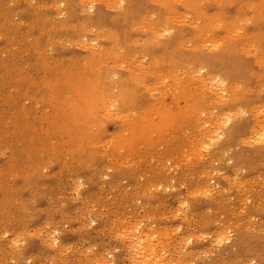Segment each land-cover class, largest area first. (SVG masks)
I'll list each match as a JSON object with an SVG mask.
<instances>
[{"label": "rangeland", "instance_id": "obj_1", "mask_svg": "<svg viewBox=\"0 0 264 264\" xmlns=\"http://www.w3.org/2000/svg\"><path fill=\"white\" fill-rule=\"evenodd\" d=\"M120 1L0 0V264H264V45L230 63L216 55L225 33L231 43L249 35L264 0H203L245 18L219 27L225 38L209 34L222 44L201 50L216 58L206 64L178 52L200 27L194 13L168 15L166 27L142 6L132 22Z\"/></svg>", "mask_w": 264, "mask_h": 264}, {"label": "bare ground", "instance_id": "obj_2", "mask_svg": "<svg viewBox=\"0 0 264 264\" xmlns=\"http://www.w3.org/2000/svg\"><path fill=\"white\" fill-rule=\"evenodd\" d=\"M55 1V0H54ZM113 1V0H112ZM115 1V0H114ZM121 1H123V0H121ZM119 2V4L120 3H122V2ZM128 1V4H127V9H129L130 10V14H129V19L128 20H131L132 22H136L137 21V19L136 18H134V15H135V12L136 11H141V9H142V6H143V8L145 9V10H150L151 9V12L150 13H152L153 15H155L156 17L158 16H160L161 18H163V20H162V23L163 24H165L166 22L168 23V21H167V19H166V16H168V15H171L170 16V20L173 22V20L174 19H172L171 17L172 16H182L181 18H179V17H174L175 18V21H176V18H178L177 20H181V19H183V15H190L191 13H194L195 14V17L196 18H198V20L200 21V25L199 24H197L196 23V27H199V29L198 30H196V32L195 33H193V35H192V37H191V41H190V43H189V49H185V46H184V44H180L179 45V47H178V52H179V56H182L183 54H185V53H191L193 56H195L196 57V59L198 60V61H200L201 63L200 64H202V63H209L210 61H213V60H215V59H212V57L213 56H210L209 54H206L205 52H202L205 48H206V46L208 47L209 46V48L208 49H210L211 51H213L214 50V48L212 49V47L213 46H215L216 44L217 45H220V44H222V43H220V44H218L217 42H215L214 40V38H212L211 39V37L213 36H211L210 38H209V34H211V32L212 31H217L218 33V37H221V38H225V35L226 34H228V36H227V38H230L229 37V35H230V33H228L227 31V33H225V35H223V33H220L221 31H220V29H219V27H221L222 25H225V24H229L228 26H230V24L232 25H234V24H236V25H240V24H243V22H244V20H245V18L243 17V14H241L240 12H238L237 13V17H233L232 19L229 17V16H227L226 14H222V13H220V12H218V11H213L212 9H209L208 7H205L203 4V0H127ZM124 2V1H123ZM13 3V2H12ZM60 3V2H59ZM80 3V2H79ZM82 3V2H81ZM94 3V2H93ZM114 3H117V1L116 2H114ZM87 4V3H86ZM85 4V5H86ZM89 4V3H88ZM32 5V4H31ZM39 5H41V4H39ZM45 5V4H44ZM38 6V5H37ZM46 6V5H45ZM54 6V5H53ZM52 6V7H53ZM88 6H90V5H88ZM13 7V6H12ZM18 7V6H17ZM39 7V6H38ZM43 7V6H42ZM110 7H112V6H110ZM14 9H16V8H14ZM62 9V8H61ZM81 9H83V8H81ZM87 9H88V7H87ZM113 9H115V8H113ZM84 10L86 11V9L84 8ZM82 11V10H81ZM84 11V12H85ZM126 11V10H125ZM16 12V11H15ZM82 13V12H81ZM149 13V14H150ZM146 14V13H145ZM173 14V15H172ZM27 15V14H26ZM146 15H148V14H146ZM152 15V16H153ZM24 17V16H23ZM143 17V16H142ZM142 17H141V19H142ZM144 17H146L145 15H144ZM143 17V18H144ZM186 17V16H185ZM184 17V18H185ZM169 18V17H168ZM226 18H228V19H231V23L228 21L227 22V19ZM252 18H254V23L252 24L253 25V28L248 32L247 31V33L249 34V35H247V36H245L244 38L245 39H241V40H239L237 43H231V42H228L229 40L227 39V38H225L224 39V44L223 45H221V48H223L222 49V53L223 54H221V55H219V54H216L219 58H220V60L221 61H227L228 63H230V62H232V61H234L235 59H236V57L237 56H239L240 54H236L237 52H241V50H244V53L246 52L247 53V51H248V53H250V49H252V48H249V50H247V48L248 47H246V46H250V47H253L254 49H253V51H255V50H258L259 52H261V49H260V46H261V44H263L264 45V32H263V34L261 33V31H260V29L258 28L259 27V25L260 24H262V23H264V14H263V16L262 17H260V18H257L254 14H253V17ZM93 19L94 20H97V18L96 17H94V16H92V19H91V21L93 22ZM145 20V19H144ZM143 20V21H144ZM179 20V21H180ZM197 20V21H198ZM21 21V20H20ZM58 21V20H57ZM179 21H177V22H179ZM123 22V21H122ZM156 26H152V28L153 29H156V28H158V26H161L160 27V29H162L163 30V28H162V23L161 22H159V21H157L156 20ZM144 23V22H143ZM143 23L141 22V24H142V26H144L143 25ZM154 23V22H153ZM199 23V22H198ZM84 25H85V23H83ZM82 24V25H83ZM148 24H149V22H148ZM84 25L82 26V28H84ZM133 25H134V23H133ZM167 24H165V26H166ZM199 25V26H198ZM235 25V26H236ZM257 25H258V27H257ZM139 26V25H138ZM141 26V25H140ZM150 26V25H149ZM191 26V25H190ZM80 27V26H79ZM91 26H89V28H90ZM138 28L137 27V25L135 24L134 26H133V28ZM146 27H148V25L146 26ZM145 27V28H146ZM166 27H168V26H166ZM195 27V28H196ZM223 27V26H222ZM239 27H241V25L239 26ZM17 28V27H16ZM88 28V31L89 30H91V28L89 29ZM93 29L95 28L94 26L92 27ZM133 28L131 29V30H133ZM144 28V27H143ZM170 28V31L172 30V29H174V27L173 26H171V27H169ZM227 29H228V31L230 32V28H228V27H226ZM231 28H234L233 30H231L232 31V35L234 34L233 32H234V30H236L237 28H235L234 26L232 27L231 26ZM242 28V27H241ZM45 29V28H44ZM59 29H61V28H59ZM101 29V28H100ZM103 29H105L104 27H103ZM240 29V28H239ZM84 30H86L87 31V27H86V29L84 28L83 29V31ZM159 30V29H158ZM165 30H167V28L166 29H164V31ZM169 30V29H168ZM226 30V29H225ZM40 31H41V29H40ZM42 31H44V30H42ZM96 31H99V28H98V30H96ZM102 31V30H101ZM92 32H95V31H93L92 30ZM91 32V33H92ZM112 32V31H111ZM111 32H109V35H110V33ZM131 32V31H130ZM144 32V31H143ZM98 33V32H97ZM132 33V32H131ZM166 34L168 33V32H165ZM213 33V32H212ZM99 34H101V33H99ZM99 34H97V35H99ZM113 34V33H112ZM130 33L128 32V35H129ZM215 34V33H214ZM17 35V34H16ZM132 35V34H131ZM156 34H152V35H150V37H148V38H146V39H141L140 41H139V43L140 42H144V43H146L147 42V44H151L152 43V41H154V40H156L155 38L157 37V36H155ZM158 35V34H157ZM231 35V36H232ZM104 36H106V35H104ZM166 36V35H165ZM171 36V35H170ZM205 36H208V37H205ZM234 36V35H233ZM232 36V37H233ZM248 36H249V38H248ZM82 37H83V35H82ZM94 37V36H93ZM135 37V36H134ZM133 37V38H134ZM215 37V36H214ZM247 37V38H246ZM85 38V37H84ZM101 38H103V37H101ZM104 38H106V37H104ZM117 38V37H116ZM141 38V37H140ZM144 38V37H143ZM206 38V40H207V38H209V40L211 39V42L213 41V43L214 44H211L210 45V41L209 40H205L206 41V44H207V42L209 43L208 45H205V41H204V39ZM216 38V40L217 41H219V39L220 38H217V37H215ZM83 39V38H82ZM97 39H98V37H97ZM111 39V38H110ZM231 39V38H230ZM221 40V39H220ZM225 40H227V41H225ZM243 40V41H242ZM81 42H83V41H81ZM93 42H95V40H93ZM49 43V42H48ZM80 43V42H79ZM86 44H88V42H87V40H86V42H85ZM136 43V42H135ZM156 43V41L154 42V45H158V44H155ZM162 43V42H161ZM161 43H159V44H161ZM187 43V44H188ZM5 44V43H4ZM83 44H84V42H83ZM116 44V43H115ZM134 44V43H133ZM186 44V43H185ZM6 45V44H5ZM78 45V44H77ZM89 45H91L92 46V44H89ZM96 45H97V43H96ZM112 45V44H111ZM83 46H85V44L83 45ZM102 46V45H101ZM211 46V47H210ZM82 47V46H81ZM90 47V46H89ZM109 47H112V46H109ZM215 47H217V46H215ZM85 48V47H84ZM106 47H104V49H105ZM112 48H114V46L112 47ZM117 48V47H116ZM172 48H173V46H172ZM171 48V49H172ZM243 48H245V49H243ZM86 49V48H85ZM110 49V48H109ZM89 50H91V49H89ZM97 50V49H96ZM107 50H108V47H107ZM111 50V49H110ZM113 50V49H112ZM202 50V51H201ZM105 51V50H104ZM118 51V50H117ZM217 51H219V50H217ZM252 51V52H253ZM93 53H94V51H92ZM100 51H98V53H99ZM108 52H110V51H108ZM123 52V51H122ZM172 52V51H171ZM236 52V53H235ZM96 54L97 55V57L99 58V56L98 55H101V54ZM105 53V52H104ZM174 53V52H173ZM243 53V52H242ZM108 54H110V53H108ZM107 54V55H108ZM117 54L118 53H115L114 52V55L116 56V58H117ZM123 54V53H122ZM163 54V53H162ZM176 54V53H175ZM119 55L121 56V54L119 53ZM132 55V54H131ZM131 55H129V56H131ZM171 57H172V55L171 54H169ZM168 55V56H169ZM174 55V54H173ZM225 55H227L228 56V59L229 60H227L226 58H225ZM248 54H246V56H247ZM119 56V57H120ZM167 56V57H168ZM170 56L168 57V60L170 59ZM176 56V55H175ZM254 56V55H253ZM41 57L43 58V56L41 55ZM114 57V56H113ZM95 58V57H94ZM101 58V57H100ZM238 58V57H237ZM260 58V57H259ZM258 58V59H259ZM57 59V58H56ZM104 59V58H103ZM181 59H183V58H181ZM43 60H45V59H43ZM101 60V59H100ZM172 60H174V59H172ZM196 60V61H197ZM260 61L261 60H263V59H259ZM53 61V60H52ZM155 61V60H154ZM219 61V60H218ZM46 62V61H45ZM169 62H170V60H169ZM259 62V61H258ZM257 62V65L259 64ZM103 63V62H102ZM101 63V64H102ZM172 63V62H171ZM173 63H176V62H173ZM178 63V62H177ZM176 63V64H177ZM49 64V63H48ZM58 64V63H57ZM57 64H55L56 66H57ZM73 64H74V62H73ZM181 64V63H180ZM184 64H185V62L182 64L183 66H184ZM190 64H193V63H191L190 62ZM254 64V63H253ZM52 65V64H51ZM58 65H60V63L58 64ZM188 65H189V63H188ZM194 65V64H193ZM251 65V64H250ZM50 66V65H49ZM178 66V65H177ZM187 66V65H186ZM196 66V65H195ZM202 66V65H201ZM180 67V66H179ZM192 67V66H191ZM197 67H198V65H197ZM199 67H200V65H199ZM259 67V66H258ZM98 68V67H97ZM193 68V67H192ZM195 68V67H194ZM210 67H208V69H209ZM58 69V68H57ZM99 69V68H98ZM97 69V70H98ZM138 69V68H137ZM199 69V68H198ZM202 69V68H201ZM231 70H232V67L230 68ZM1 70V69H0ZM48 70V69H47ZM92 70V69H91ZM94 70H96V69H94ZM189 70V69H188ZM200 70V69H199ZM236 70H237V68H236ZM85 71V70H84ZM98 71H100V70H98ZM250 70H248V72H249ZM94 72V71H93ZM92 72V73H93ZM136 72V71H135ZM206 72V71H205ZM87 73V72H86ZM107 73V72H106ZM198 73V75H199V77L201 76V80H202V82H203V79H202V75H200V73H199V71L197 72ZM207 73H208V71H207ZM211 73V72H210ZM209 73V74H210ZM252 73V72H251ZM83 74H84V72H83ZM94 74V73H93ZM133 74V73H132ZM212 74V73H211ZM219 74L220 73H218V75H215V76H219ZM233 74V73H232ZM238 74V73H237ZM207 75V74H206ZM205 75V76H206ZM242 75V74H241ZM240 75V76H241ZM245 75V74H244ZM55 76V75H54ZM157 76H159L158 74H157ZM204 76V77H205ZM210 76V77H209ZM214 76V77H215ZM192 77H194V76H192ZM208 79H210L211 81H214V82H217V81H220V76L218 77L219 79L217 80V81H215V79H217V77L214 79V77L213 76H211V75H208ZM54 78V77H53ZM131 78V77H130ZM207 78V77H206ZM206 78H204V81H206L205 79ZM221 78H223L222 76H221ZM69 79V78H68ZM98 79V78H97ZM107 79V78H106ZM192 79V78H191ZM197 79V78H196ZM257 79H259V78H257ZM99 80V79H98ZM198 80H199V78H198ZM225 80V79H224ZM55 81V80H54ZM53 81V83H56V82H54ZM186 81V80H185ZM209 81V80H208ZM226 81V80H225ZM61 82V81H60ZM135 82H136V80H135ZM191 82V81H190ZM198 82V81H197ZM201 82V81H200ZM202 82L200 83L201 85H202ZM65 83H66V81H65ZM99 83V82H98ZM187 83H189V82H187ZM187 83H186V86H187ZM199 83V82H198ZM197 83V84H198ZM208 83V82H207ZM210 83V87L212 86L211 84V82H209ZM208 83V84H209ZM218 83V82H217ZM233 83H237V81H234ZM87 84V83H86ZM123 84V83H122ZM122 84L120 85V86H122ZM181 84V83H180ZM194 84V83H193ZM192 84V85H193ZM206 84V83H205ZM204 84V85H205ZM239 83H237V85H238ZM241 84V83H240ZM56 85H58V83L56 84ZM96 85H97V81H96ZM159 85V84H158ZM194 85H196V84H194ZM193 85V86H194ZM230 85H232L231 83L229 84V86ZM261 85V84H260ZM118 86V85H117ZM183 86H184V84H183ZM185 86V87H186ZM189 86V85H188ZM191 86V85H190ZM192 86V87H193ZM198 86H200L199 84H198ZM203 86V85H202ZM206 86V85H205ZM218 86V85H217ZM228 86V85H227ZM227 86H225V88H227ZM238 86H240V85H238ZM67 87H68V85H67ZM73 87V86H72ZM119 87V86H118ZM117 87V88H118ZM201 87V86H200ZM204 87V86H203ZM249 87H251V86H249ZM75 88V87H74ZM85 88V87H84ZM95 88H99V87H95ZM116 87H115V90L117 89ZM122 89L124 88V87H121ZM120 88V89H121ZM136 88V87H135ZM155 88V87H154ZM194 88V87H193ZM209 88V87H208ZM217 89H219V88H221V87H216ZM230 88V87H229ZM252 88H254V87H252ZM76 89H77V87H76ZM75 89V90H76ZM132 89H134V87H132ZM132 89L130 90V91H128L129 92V94H130V97L128 96V98H129V100H131V101H129L130 102V104L132 103V99H133V97L135 96L136 98H138L139 96L137 95V94H139L138 92V89H137V93L136 94H134L133 95V93L132 92H134V91H132ZM156 89V88H155ZM179 89H181V88H179ZM186 89V88H185ZM188 89V88H187ZM197 89V88H196ZM201 90H204V89H202V88H200ZM205 89H207V86L205 87ZM212 89V88H211ZM215 89V88H214ZM213 89V90H214ZM228 89V88H227ZM80 90H81V88H80ZM110 91H112V89H109ZM129 90V89H128ZM200 90V91H201ZM221 90V89H220ZM223 90V89H222ZM59 91H60V89H59ZM106 91V90H105ZM190 92H193L194 93V91H191V90H189ZM188 91V92H189ZM197 91V90H196ZM207 91V90H206ZM224 91V90H223ZM244 91H245V89H244ZM248 91H250V90H248ZM80 92V91H79ZM78 91H77V93H79ZM81 92H83V91H81ZM84 92H85V90H84ZM118 92H120V91H118ZM186 92H187V90H186ZM199 92V91H198ZM227 92V93H226ZM230 92V91H229ZM251 92V91H250ZM76 93V92H75ZM88 93H90V92H88ZM91 93H93V92H91ZM95 93V92H94ZM93 93V94H94ZM106 93V92H105ZM112 93H114V91H112ZM211 93V92H210ZM214 94H215V92H213ZM225 93L226 94H228V91H225ZM72 94V93H71ZM82 94H85V93H82ZM108 94V93H107ZM122 94H123V91H122ZM124 94H126V91H125V93ZM133 96H132V95ZM181 94V93H180ZM190 93H188V95H189ZM222 94V93H221ZM65 95H67V96H70V94L68 95L67 93L65 94ZM80 95V94H79ZM78 95V96H79ZM86 95V94H85ZM94 95H96V94H94ZM102 95L104 96V94L102 93ZM112 95V94H111ZM194 95V94H193ZM197 95V94H196ZM201 95V94H200ZM230 95V94H229ZM228 95V96H229ZM236 94H233V96H235ZM78 96H75V97H78ZM81 96V95H80ZM101 96V95H100ZM103 96H102V98H103ZM106 96H108V95H106ZM105 96V97H106ZM109 96H110V93H109ZM113 96H115V94H113ZM126 96V97H127ZM192 96V95H191ZM199 96V95H198ZM207 96V95H206ZM216 96H218V95H216ZM232 96V95H231ZM231 96L229 97V98H231ZM245 96V95H244ZM250 96V95H249ZM71 97V96H70ZM74 96H72V98H73ZM111 97V96H110ZM109 97V98H110ZM115 97H118L119 99L121 98V96H120V94H119V96L117 95V96H115ZM125 95H124V100H122V101H125ZM196 96H193V99L195 98ZM205 97V96H204ZM214 97V96H213ZM212 97V98H213ZM219 97V96H218ZM222 97V96H221ZM225 97V96H224ZM224 97H222V98H224ZM236 97V96H235ZM235 97H234V99H235ZM91 98H93V95H92V97ZM95 98V97H94ZM93 98V99H94ZM96 98H98V96H96ZM95 98V99H96ZM132 98V99H131ZM184 98V97H183ZM183 98H180L181 100L183 99ZM189 98V96L187 97V99ZM212 98H209V99H211L212 101H213V99ZM76 100V98H73V100ZM79 99V98H78ZM85 99V98H84ZM94 99V100H95ZM100 99V98H99ZM112 99H114L113 97H111V99L110 100H108V102L109 101H111ZM191 100H192V98H190ZM202 99V101H203V98H201ZM225 99H228L227 98V95H226V98ZM224 99V100H225ZM236 99H238V98H236ZM254 99V98H253ZM252 99V100H253ZM97 100V99H96ZM105 100V99H104ZM128 99L126 98V101H127ZM184 100V99H183ZM182 100V101H183ZM186 100V99H185ZM184 100V101H185ZM190 100V101H191ZM195 100V99H194ZM193 100V101H194ZM200 100V99H199ZM205 100H206V97H205ZM204 100V101H205ZM221 100V99H220ZM219 100V101H220ZM232 100V99H231ZM231 100H229L228 102H230ZM58 101V100H57ZM77 101V100H76ZM98 101H100V100H98ZM125 101V102H126ZM183 101V102H184ZM195 101H197V99L195 100ZM209 101V100H208ZM219 101H217V102H219ZM233 101V100H232ZM107 102V101H106ZM113 102V101H112ZM186 102V101H185ZM216 102V103H217ZM221 102V101H220ZM224 102H226V101H224ZM264 102V101H263ZM99 102H97L96 103V105L98 104ZM104 103V102H103ZM102 103V104H103ZM115 103V102H114ZM118 103V102H117ZM133 103H135V102H133ZM159 103V102H158ZM188 103H189V101H188ZM187 103V104H188ZM191 103H192V101H191ZM198 102H196V104H197ZM201 103H203V102H201ZM222 103V102H221ZM230 103H232V102H230ZM54 104V103H53ZM101 104V105H102ZM108 104V103H107ZM119 104V103H118ZM126 104V106H127V104L129 105V103L127 102V103H125ZM157 104V103H156ZM155 104V105H156ZM182 104H185L186 105V103H182ZM190 104V103H189ZM194 104V103H193ZM208 104V103H207ZM209 104H210V102H209ZM233 104V103H232ZM262 104V102L260 103V105ZM103 105H106V104H103ZM124 105V104H123ZM134 105V104H133ZM201 105L202 104H200V107H201ZM205 105V104H204ZM221 105V104H220ZM98 106V105H97ZM122 106V105H121ZM157 106V105H156ZM192 107V105H189L188 106V108L189 107ZM198 106V105H197ZM222 106V105H221ZM264 106V105H263ZM262 106V107H263ZM96 107V106H95ZM151 107V106H150ZM181 107H184V106H181ZM205 107V106H204ZM204 107H203V105H202V108H203V110H204ZM248 107V106H247ZM119 108H121L120 106H119ZM148 108V107H147ZM185 108V107H184ZM194 108L196 109V111H197V108L194 106ZM207 108V107H206ZM80 109V108H79ZM151 110L152 109H154V106H153V108H150ZM149 109V110H150ZM251 109V108H250ZM255 109V108H254ZM259 109V108H258ZM78 110V109H77ZM105 110V109H104ZM107 110H110V109H107ZM122 110H123V108H122ZM144 110V109H143ZM223 110V109H222ZM221 110V111H222ZM72 111V110H71ZM75 111V110H74ZM74 111H72V112H74ZM106 111V110H105ZM104 111V112H105ZM117 111V110H116ZM116 111H111V112H116ZM140 111V110H139ZM186 111V110H185ZM200 111H201V109H200ZM211 111V110H210ZM210 111H208V112H210ZM104 112L103 113H101V114H104ZM142 112V111H141ZM187 112V111H186ZM193 113H194V111H192ZM205 112H206V109H205ZM208 112H206V113H208ZM106 113H107V111H106ZM183 113V112H182ZM192 113V114H193ZM197 113H200L199 111L197 112ZM211 113V112H210ZM222 113H224L223 111H222ZM227 113V112H226ZM74 114V113H73ZM180 114V113H179ZM191 114V115H192ZM216 115V114H215ZM214 115V116H215ZM221 115V114H220ZM77 116H78V113H77ZM125 116V115H124ZM138 117H136L135 116V118H139L140 116H139V114L137 115ZM141 116H142V114H141ZM183 116V115H182ZM197 116H199V115H197ZM202 117H203V115H201ZM207 116H208V114H207ZM179 117H181V116H179ZM251 118H252V116H250ZM78 118H79V116H78ZM95 118V117H94ZM131 118V117H130ZM143 118V117H142ZM200 118V117H199ZM204 118V117H203ZM211 118V117H210ZM127 119V118H126ZM194 119V118H193ZM201 119V118H200ZM230 119V117H228V120ZM256 119V118H255ZM138 120V119H137ZM140 120V119H139ZM143 120V119H142ZM195 120V119H194ZM202 120V119H201ZM205 120H206V118H205ZM211 120H213V119H211ZM77 121H78V119H77ZM128 121V120H127ZM148 123H149V121L148 120H146ZM198 121V120H197ZM214 121V120H213ZM144 121H142V122H138V123H140L141 125H144V123H143ZM202 122H204V121H202ZM212 122V121H211ZM226 122H228V121H226ZM264 122V121H263ZM62 123V122H61ZM129 123H130V121H129ZM143 123V124H142ZM213 123V122H212ZM261 123V122H260ZM86 124V123H85ZM92 124V123H91ZM84 125V124H83ZM90 125V124H89ZM139 125V124H138ZM145 125H147L148 126V124H145ZM149 125H150V123H149ZM202 125V124H201ZM260 125V124H259ZM258 125V126H259ZM159 126V125H158ZM157 126V127H158ZM88 127V126H87ZM91 127H93V126H91ZM91 127H88V128H90V130L92 129ZM95 127V126H94ZM142 127V126H141ZM149 127V126H148ZM147 127V128H148ZM211 127V126H210ZM224 128V127H223ZM232 128V127H231ZM254 128H256V127H254ZM259 128V127H258ZM257 128V129H258ZM148 129H150V128H148ZM207 129V128H206ZM211 129V128H210ZM216 129V128H215ZM230 129V128H229ZM228 129V130H229ZM233 129H234V127H233ZM94 130V129H93ZM154 130V129H153ZM213 130V129H212ZM263 130V129H262ZM18 131V130H17ZM16 131V132H17ZM92 131V130H91ZM227 131V130H226ZM86 132V131H85ZM84 132V133H85ZM95 132V131H94ZM205 132V131H204ZM209 132H211V131H209ZM219 132V131H218ZM263 133H264V131H262ZM214 133V132H213ZM228 133V132H227ZM255 133V137L256 136H258L257 134H256V132H254ZM257 133H259V132H257ZM261 133V132H260ZM17 134V133H16ZM92 134H93V132H92ZM96 134H97V136H98V133L96 132ZM250 134V133H249ZM201 135H204V134H201ZM213 135V134H212ZM96 136V137H97ZM206 136H208L207 134H206ZM252 136H254V135H252ZM251 136V137H252ZM200 137H202V136H200ZM210 137V136H209ZM208 137V138H209ZM94 138V141L96 140V138H95V136L93 137ZM136 138V137H135ZM205 138L206 137H204V140H205ZM230 138H231V135H230ZM233 138V137H232ZM98 139V138H97ZM201 139V138H200ZM203 140V141H204ZM209 140V139H208ZM228 140V139H227ZM93 141V140H92ZM210 141V140H209ZM249 141H251V143L253 142L251 139L250 140H248V142ZM259 141V139L257 140V142ZM67 142V141H66ZM83 142V141H82ZM81 142V143H82ZM90 142V141H89ZM206 142H207V139H206ZM247 142V143H248ZM255 142V141H254ZM65 143V142H64ZM63 143V144H64ZM69 142H67V144H68ZM76 143V142H75ZM85 143V142H84ZM88 143V142H87ZM99 143V142H98ZM191 143V142H190ZM215 143V142H214ZM241 143V142H240ZM35 144H37V143H35ZM71 144V143H70ZM77 144V143H76ZM192 144V143H191ZM197 144V143H196ZM195 144V145H196ZM213 144V143H212ZM238 144V143H237ZM242 144V143H241ZM66 145V144H65ZM71 145H73V142H72V144ZM106 145H107V143H106ZM117 145V144H116ZM199 145H200V143H199ZM33 146V145H32ZM53 146H54V144H53ZM215 146V145H214ZM258 146V145H257ZM64 147V146H63ZM72 147V146H71ZM76 147V146H75ZM34 148V147H33ZM36 148V147H35ZM39 148H40V146H39ZM38 148V149H39ZM120 148H121V146H120ZM255 148H257L256 146H255ZM32 149V148H31ZM68 149V148H67ZM66 149V151L65 152H67L68 150ZM71 149H73V148H71ZM198 150V149H197ZM244 150V149H243ZM258 150H259V152L261 151V149H259L258 148ZM52 151H53V149H52ZM79 151V153L77 152V151H72L73 153L74 152H77L78 154H80V150H78ZM207 151V150H206ZM264 151V150H263ZM262 151V152H263ZM69 152V151H68ZM221 152V151H220ZM87 153V152H86ZM106 153V152H105ZM244 152H242V154H243ZM254 153V152H253ZM67 154V153H66ZM241 154V155H242ZM261 154V153H260ZM79 156H81V154L79 155ZM238 156H239V154H238ZM247 156V155H246ZM252 156V155H251ZM251 156H249L251 159H252V157ZM70 157H71V155H70ZM240 157V156H239ZM264 157V156H263ZM66 158V157H65ZM241 158V157H240ZM243 158V157H242ZM257 159V158H256ZM255 159V160H256ZM74 160V159H73ZM111 160V159H110ZM237 160V159H236ZM244 160H245V157H244ZM259 160H261V159H259ZM248 161V160H247ZM11 163V162H10ZM20 163V162H19ZM51 165V164H50ZM11 166V165H10ZM9 167V166H8ZM22 168V167H21ZM39 168V167H38ZM212 168V167H211ZM215 169V168H214ZM230 170V169H229ZM238 170V169H237ZM5 171V170H4ZM123 171V170H122ZM204 172V171H203ZM252 172V171H251ZM4 173V172H3ZM2 173V174H3ZM117 173H119V172H117ZM120 173H123V172H120ZM235 173V172H234ZM252 173H254V172H252ZM203 174H205V173H203ZM249 174V173H248ZM24 175V174H23ZM27 175V174H26ZM18 176V175H17ZM205 176V175H204ZM262 176V175H261ZM12 177V176H11ZM27 177V176H26ZM128 177V176H127ZM245 178V177H244ZM23 179V178H22ZM26 179V178H25ZM24 179V180H25ZM29 179V178H28ZM205 179V178H204ZM257 179V178H256ZM258 179H259V177H258ZM3 180V179H2ZM36 181V180H35ZM4 182V181H3ZM3 182H2V184H3ZM31 182V181H30ZM34 182V181H33ZM236 182V181H235ZM261 183V182H260ZM206 187V186H205ZM210 187H208V189H209ZM23 190V189H22ZM217 190V189H216ZM248 191V190H247ZM23 192V191H22ZM211 193V192H210ZM250 193V192H249ZM212 194V193H211ZM219 194V193H218ZM239 194V193H238ZM257 194V193H256ZM23 198V197H22ZM205 199V198H204ZM17 201V200H16ZM262 200H260V202H261ZM212 202V201H211ZM210 203V202H209ZM213 203V202H212ZM262 203H263V201H262ZM262 203H260V204H262ZM24 204V203H23ZM258 204H259V202H258ZM213 205V204H212ZM262 206V205H261ZM260 206V207H261ZM262 208V207H261ZM38 209V208H37ZM5 210V209H4ZM249 211V210H248ZM26 213H29V212H26ZM261 213V212H260ZM243 214V213H242ZM246 214V213H245ZM257 214H258V212H257ZM257 214H255V215H257ZM262 214V213H261ZM251 215V214H250ZM242 216V215H241ZM261 216V215H260ZM46 217V216H45ZM250 218V217H249ZM17 219H19V218H17ZM16 219V220H17ZM235 219V218H234ZM242 219V218H241ZM262 219H264V218H262ZM236 220H237V218H236ZM236 220H234L235 222H236ZM243 220V219H242ZM12 221V220H11ZM10 221V222H11ZM20 221V220H19ZM22 221V220H21ZM9 222V223H10ZM237 222H238V220H237ZM241 223V222H240ZM258 223V222H257ZM238 225V224H237ZM5 226H7V225H5ZM234 226H236V224H234ZM240 226V225H239ZM249 227V226H248ZM33 230V229H32ZM31 231V230H30ZM257 232V231H256ZM245 233V232H244ZM246 234V233H245ZM252 234V233H251ZM250 235V234H249ZM253 235V234H252ZM32 236H33V234H32ZM248 236V235H247ZM18 238V237H17ZM254 238V237H253ZM135 240H136V238H134ZM144 240V239H143ZM250 240V239H249ZM39 241V240H38ZM47 241V240H46ZM133 242H134V245H133V247L136 245V243H135V241H132V244H133ZM144 243V242H143ZM250 243V242H249ZM131 244V245H132ZM145 244V243H144ZM148 245V244H147ZM250 246H251V243H250ZM133 247H132V249H133ZM144 247V246H143ZM146 247V246H145ZM148 247H149V245H148ZM147 247V248H148ZM251 248H253V247H251ZM134 249H135V247H134ZM142 249V248H141ZM149 249V248H148ZM147 250V249H146ZM150 250V249H149ZM25 251V250H24ZM137 251V250H136ZM140 251V250H139ZM135 252V251H134ZM142 252V251H141ZM144 252V251H143ZM147 252V251H146ZM138 253H140V252H138ZM148 253V252H147ZM23 255V254H22ZM141 255V254H140ZM145 255V254H144ZM143 255V256H144ZM149 255V254H148ZM147 256V255H146ZM258 256V255H257ZM141 257H142V255H141ZM145 259H147V258H145ZM144 260V259H143ZM40 261V260H39ZM243 262V261H242ZM145 263V262H144ZM238 264V263H237Z\"/></svg>", "mask_w": 264, "mask_h": 264}]
</instances>
